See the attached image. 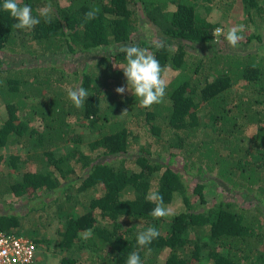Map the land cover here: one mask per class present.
Here are the masks:
<instances>
[{
    "label": "trees",
    "instance_id": "obj_1",
    "mask_svg": "<svg viewBox=\"0 0 264 264\" xmlns=\"http://www.w3.org/2000/svg\"><path fill=\"white\" fill-rule=\"evenodd\" d=\"M62 1L18 0L31 6L34 17L46 5L52 8L48 22L40 17L31 30H19L0 0V49L22 54L14 63L0 57V103L6 110L0 147L23 149L5 158L0 152L6 167L0 169V197L27 199L26 214L33 216L26 227L18 213L5 210L0 229L26 234L36 246L51 244L55 264H126L136 251L141 264H264V209L257 203H264L261 33L246 30L239 43L259 45L245 51L230 50L223 37L212 42L220 27L213 7L228 12L235 0ZM240 1L247 28H264V0ZM95 7V19L86 21L85 13ZM145 23L157 31V42H131ZM118 43L147 48L162 76L174 71L161 103L142 108L131 92H115L126 87L123 71L112 68L114 61L125 64L119 49L73 71V81L61 66L48 63ZM78 87L89 94L80 108L67 96V89ZM137 119L154 138L130 152L128 123ZM116 155H122L117 164L109 161ZM30 163L34 170L22 169ZM206 184L213 186L211 205ZM154 191L167 209L180 194L181 206L153 218L156 202L146 197ZM51 192L57 195L45 200ZM150 226L159 235L141 248L136 236ZM50 228L53 237L44 233Z\"/></svg>",
    "mask_w": 264,
    "mask_h": 264
},
{
    "label": "rangeland",
    "instance_id": "obj_2",
    "mask_svg": "<svg viewBox=\"0 0 264 264\" xmlns=\"http://www.w3.org/2000/svg\"><path fill=\"white\" fill-rule=\"evenodd\" d=\"M62 2H64V0ZM240 2H241L240 0H235L234 6L228 12H223L218 7L214 6L212 9L213 12L211 14L212 18L218 21L220 28L222 27L225 30V32L227 31L229 27L235 24H244L245 31L242 34L243 39L240 42H243L245 40L244 33H246V30H249V29L258 30L261 33L262 42H264V28L263 27L260 28L258 26L253 25V27L250 26L247 28V25L249 26V24L248 22H246L244 13L242 12L239 6ZM156 32L157 31H155L150 25L145 23L144 25H142L140 31L136 33L137 35H135V37L131 40V42H138L139 37H144L146 41L148 42H157L156 40L158 39V36L156 35ZM125 44L126 43H118L116 45L117 47H112L110 48V50L105 49V48L96 47V48H93L92 51L88 52L87 54H84V55L69 54L67 57L63 59H55L53 61L49 60L48 63H53V64L61 66L63 69H65V72L67 73L66 78L68 79V81L69 80L73 81L74 80L73 78L75 77V75H73V71L81 70L82 68H84V66H86V64L90 63L95 57L101 56L103 54H107L108 52L114 51L116 49H120V47L125 46ZM258 45H259V42L257 40H253L251 44L238 43L237 47L233 48L229 46V48L230 50L245 51L248 48L255 49L257 48ZM0 57L6 59L7 61H12L13 63L18 60H22L21 52H11L7 48L0 49ZM123 66H124L123 63L119 61H114L112 63V68L113 70H115V72L123 68ZM173 74H174L173 70L166 69L165 72L163 73V78L167 82L173 76ZM116 78H119V77H116V75H114L112 81L113 80L118 81V79ZM5 114H6V110L3 107L2 103H0V115L4 116ZM138 120L140 119H137L136 123H131V122L128 123L129 129L131 130L130 131L131 143L129 147L130 152L137 151L139 144H143L146 141L154 138V136L150 135L149 131H147L145 127L146 126L145 122L143 120L142 121H138ZM252 131L253 129H250L249 133H252ZM133 136H135L136 138L134 139ZM86 142H87V139L84 138L83 141L81 142V145L85 144ZM17 151H20V152L23 151V149L20 148L18 144L7 143L0 147V152L3 154L4 158L7 157L9 153L17 152ZM163 153H164L163 154L164 156H167L165 152ZM121 156L122 155H118V156L116 155L112 158H108V157L107 158L109 159V161L112 160L117 164ZM103 157L104 156H100L99 158H103ZM174 162H175V165L179 166L181 163V159L179 157H176V160ZM4 168L6 167L4 165L2 167V164L0 163V169H4ZM22 169L34 170L35 165L30 163V164H27V166H22ZM11 172L17 175L22 171L18 169L14 171L11 170ZM191 181H190V184L194 182V180H191ZM209 188H213V186L206 184L203 190L205 191V198L207 199V204L211 205L212 202L215 200V195L213 194V192H210V190H208ZM219 190H220L219 186L217 185L216 193L217 191L219 192ZM55 195H57V192H51L48 195L44 194L43 197L45 200H49V199L52 200ZM190 197L193 202H197L199 199V196L196 193H192ZM237 200L241 202L243 205L250 204V200L247 198L242 199L240 196H237ZM30 203L27 201V199H13L12 195L2 196L0 197V213L5 210H9V212L18 213L19 218H21L25 226L28 227L30 226L32 222V218H33L32 215L26 214ZM51 203H52L51 207H54L55 204L53 202ZM257 203L261 205L264 209V203L263 204L260 202H257ZM180 206H181V196L180 194L176 193L173 197V200L169 204L168 209L170 210V212H173V211H177ZM52 229L53 228H50L49 230L47 229L44 232L45 235L53 237ZM37 248H38V251H37V258L35 260V264H44V263L55 264L58 261V255L52 251L51 244L47 245L45 243H40L37 246Z\"/></svg>",
    "mask_w": 264,
    "mask_h": 264
},
{
    "label": "clouds",
    "instance_id": "obj_3",
    "mask_svg": "<svg viewBox=\"0 0 264 264\" xmlns=\"http://www.w3.org/2000/svg\"><path fill=\"white\" fill-rule=\"evenodd\" d=\"M2 8L18 21L12 25V28L19 30H31L40 23V17H44L45 22H48L49 14L52 11L51 4H48L39 10L38 16L34 17L31 6H21L18 0H4ZM98 12V7L86 12L85 20L95 19V15ZM244 31V24H235L229 27L226 32L223 28L217 27L212 33L214 37L212 42L218 44L220 43V38L223 37L230 47L235 48L243 39L242 34ZM119 51L124 54L125 59V64L121 70L126 79V87H117L115 92L117 94H123L125 91L131 92L142 108H150L153 104L161 103L166 95L168 85L162 76L163 69L160 62L154 54L147 48H142L138 45L122 46ZM67 96L75 107L80 108L89 94L83 87H78L67 89ZM146 199L156 202V206L149 213L153 218L158 219L170 214V210L164 206L163 195L159 192H151ZM158 235L157 229L150 226L137 234L136 243L143 248L149 245ZM126 264H141L139 252H131L126 258Z\"/></svg>",
    "mask_w": 264,
    "mask_h": 264
},
{
    "label": "built area",
    "instance_id": "obj_4",
    "mask_svg": "<svg viewBox=\"0 0 264 264\" xmlns=\"http://www.w3.org/2000/svg\"><path fill=\"white\" fill-rule=\"evenodd\" d=\"M37 251L32 237L0 229V264H35Z\"/></svg>",
    "mask_w": 264,
    "mask_h": 264
}]
</instances>
